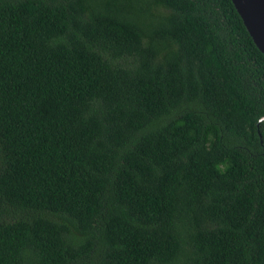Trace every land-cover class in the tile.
I'll use <instances>...</instances> for the list:
<instances>
[{
  "label": "trees",
  "instance_id": "obj_1",
  "mask_svg": "<svg viewBox=\"0 0 264 264\" xmlns=\"http://www.w3.org/2000/svg\"><path fill=\"white\" fill-rule=\"evenodd\" d=\"M263 114L232 0H0V264H264Z\"/></svg>",
  "mask_w": 264,
  "mask_h": 264
},
{
  "label": "water",
  "instance_id": "obj_2",
  "mask_svg": "<svg viewBox=\"0 0 264 264\" xmlns=\"http://www.w3.org/2000/svg\"><path fill=\"white\" fill-rule=\"evenodd\" d=\"M232 1L253 40L264 52V0ZM261 118H264V114Z\"/></svg>",
  "mask_w": 264,
  "mask_h": 264
}]
</instances>
